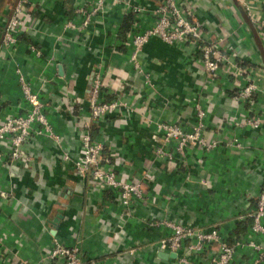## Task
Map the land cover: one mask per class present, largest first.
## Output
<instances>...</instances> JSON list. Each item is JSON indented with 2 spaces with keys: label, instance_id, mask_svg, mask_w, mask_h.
<instances>
[{
  "label": "crops",
  "instance_id": "crops-1",
  "mask_svg": "<svg viewBox=\"0 0 264 264\" xmlns=\"http://www.w3.org/2000/svg\"><path fill=\"white\" fill-rule=\"evenodd\" d=\"M14 1L0 0V40L3 16ZM128 1L146 9L138 31L150 27L159 0H108L105 12L94 16L81 33L64 27L77 0H31L37 16L34 28L0 60V123L27 107L14 72L17 62L45 102L54 130L62 133V151L70 155L64 161L52 140L32 136L23 149L33 161L24 167L8 160V150L1 146L7 163L0 165V189L10 196L0 197V264H19L22 259L64 264L61 258L47 257L53 238L78 245L83 264H174L175 257L159 256L158 242L170 233L166 222L216 227L226 241L264 242V234L253 233L250 221L242 218L254 208L264 181V124L255 130L229 126L230 116L247 113L248 105L234 98L238 87L232 77L205 74L191 43L171 46L152 38L139 55L154 83L144 86L121 45ZM245 3L264 20V0H176L186 17L201 21L205 37L231 34L226 41L231 60L242 67H264V28L251 22ZM31 44L40 49V56L29 50ZM97 64L132 109L123 107L90 126L92 136L103 142L105 156L119 153L117 170L141 183L144 200L134 204L130 215L120 206L116 190H100L74 173L79 142L64 98H87L91 70ZM196 99L206 111L204 135L229 131L243 147H190L184 158H157L151 139L156 131L153 114L189 129ZM59 209L62 218L54 228L52 219ZM209 252L190 255L189 264H210ZM254 257L251 248H239L232 264H252Z\"/></svg>",
  "mask_w": 264,
  "mask_h": 264
},
{
  "label": "built area",
  "instance_id": "built-area-1",
  "mask_svg": "<svg viewBox=\"0 0 264 264\" xmlns=\"http://www.w3.org/2000/svg\"><path fill=\"white\" fill-rule=\"evenodd\" d=\"M107 4L108 0H77L73 15L67 19L64 27L78 33L85 31L94 16L105 12ZM127 8L133 15V22L121 45L126 48L127 60L140 76L144 86L154 87L150 71L143 66L139 58L144 46L152 38L171 46L191 43L194 51L201 56L199 67L205 74L209 78H215L219 73L232 77L231 82L238 87L233 90L234 98L248 105L247 113L230 116L229 126L255 130L264 124V67L255 64L252 67H242L237 61L231 60L226 42L230 33L220 34L214 39L205 37L201 21L196 17H186L176 4V0H159L152 10L153 24L140 32L138 31L140 18L146 9L131 1L127 2ZM244 9L252 23L264 28V20L256 16L250 5L245 3ZM3 20L0 60L6 57L4 53L15 50L22 34L34 28L37 16L34 14L33 3L31 0H15L9 11L4 14ZM116 49L117 47H114V50ZM29 50L36 56L41 55L40 49L33 44L29 46ZM14 72L27 107L0 123V148L3 146L8 150V160L28 167L33 157L25 152L23 144L32 136H42L52 140L55 147L61 150L60 154L64 161L70 160L68 152L61 149L62 133L54 130L45 112V102L32 90L30 82L22 74L20 64L17 62L14 63ZM108 83L101 66L97 64L91 70L87 98L82 99L74 95L69 102L64 98L79 142V152L73 160V167L77 176L83 180H91L100 190H116L120 206L126 215H130L134 204L144 200L145 194L141 183L128 180L127 173L117 170L116 166L120 163L117 162L119 153L105 156L103 142L94 138L90 132L92 122L107 115L117 114L123 107L131 109ZM108 94L112 97L106 99ZM153 115L156 117V131L151 134V139L157 158L165 160H170L173 156L184 158L187 148L190 147L203 151H210L219 145L237 149L243 147L239 137L229 131L224 134L218 133L216 137L204 135L206 111L198 99L194 102L195 121L190 124L189 129L176 122L162 120L156 114ZM6 163V156L0 150V165ZM9 196L8 190L0 189V197ZM242 218L251 220L250 230L253 233L264 234V181L256 196L254 208L243 214ZM166 224L170 228V233L159 240L158 249L176 253L174 264H189L190 255H201L207 250L210 252L206 261L210 264H232L239 248L254 250L252 264L264 262V242L240 238L226 241L221 238L216 227L202 228L174 222ZM213 244H216L215 248H212ZM47 257L50 260L61 258L64 264H83L78 245H65L56 238H53ZM19 264L32 263L22 259Z\"/></svg>",
  "mask_w": 264,
  "mask_h": 264
},
{
  "label": "trees",
  "instance_id": "trees-1",
  "mask_svg": "<svg viewBox=\"0 0 264 264\" xmlns=\"http://www.w3.org/2000/svg\"><path fill=\"white\" fill-rule=\"evenodd\" d=\"M132 22H133V15L132 14H126L123 17V23H122V31H123L122 36L123 37H125L124 36L125 32L127 33L128 30L130 29V26H131ZM248 220L251 222L250 219H248Z\"/></svg>",
  "mask_w": 264,
  "mask_h": 264
},
{
  "label": "water",
  "instance_id": "water-1",
  "mask_svg": "<svg viewBox=\"0 0 264 264\" xmlns=\"http://www.w3.org/2000/svg\"><path fill=\"white\" fill-rule=\"evenodd\" d=\"M2 4H1V6H2ZM61 218H62V210L59 209L57 215L52 219V222L55 224L54 228L56 227V224L58 223L59 219H61ZM168 255L172 256V257H176V253H173V252L167 253V252L162 251L159 253V256H161L163 258H166Z\"/></svg>",
  "mask_w": 264,
  "mask_h": 264
}]
</instances>
